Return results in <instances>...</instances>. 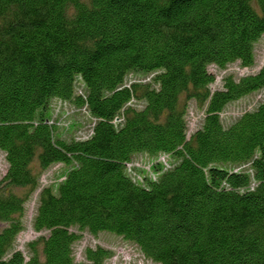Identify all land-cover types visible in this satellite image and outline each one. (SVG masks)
<instances>
[{
	"label": "trees",
	"instance_id": "obj_1",
	"mask_svg": "<svg viewBox=\"0 0 264 264\" xmlns=\"http://www.w3.org/2000/svg\"><path fill=\"white\" fill-rule=\"evenodd\" d=\"M262 36L264 0H0V264H104L100 245L75 259L85 231L156 264H264V98L221 118L264 90V56L218 88L209 70L254 66ZM54 99L85 111L86 137L57 133ZM54 164L24 253L25 206Z\"/></svg>",
	"mask_w": 264,
	"mask_h": 264
},
{
	"label": "rangeland",
	"instance_id": "obj_2",
	"mask_svg": "<svg viewBox=\"0 0 264 264\" xmlns=\"http://www.w3.org/2000/svg\"><path fill=\"white\" fill-rule=\"evenodd\" d=\"M254 53L256 56L255 65L252 67H241L237 63L230 64L224 70H219L215 66H209V70L216 74V82L213 88L220 87V79L225 73H232L238 77L244 74L252 73L258 70L264 56V36H262L254 44ZM131 79H147L142 76H129ZM264 98V90L250 93L238 100H235L226 105L221 113V118L224 125L230 124L237 116L246 110H250L256 106ZM190 108L187 113V121L190 130H193L200 121V110L193 101H189ZM140 106V104H138ZM53 106V120L57 122L58 134H65L67 137L75 136L76 138H84L88 134L90 119L83 109H80L73 103L61 102L52 100ZM71 126L72 130L69 132L66 127ZM157 158V156L155 157ZM160 159L164 158L159 157ZM135 161L147 166L152 161V157L145 154H138L135 156ZM133 161V162H135ZM245 167V166H244ZM64 166L62 164H54L42 172L39 182V188L34 192L32 198L27 202L24 211V229L19 232L16 237L15 247L21 249L26 253V245L29 241L37 238L41 233L33 231L30 226V220L34 214L36 206V196L38 191L47 185L54 183L61 175ZM236 169H238L236 167ZM241 169V166H240ZM6 170V162L3 153L0 152V178ZM102 246L112 251V256L105 260L104 264H156L150 259L146 258L138 247L131 241L117 236L115 233L103 231L93 235L88 232H83L80 240L73 244V251L76 260H83V251L86 247Z\"/></svg>",
	"mask_w": 264,
	"mask_h": 264
}]
</instances>
